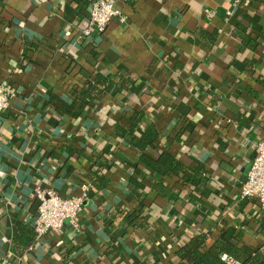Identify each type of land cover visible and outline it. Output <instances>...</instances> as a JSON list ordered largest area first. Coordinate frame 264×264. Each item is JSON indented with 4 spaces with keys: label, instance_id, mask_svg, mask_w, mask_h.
Wrapping results in <instances>:
<instances>
[{
    "label": "crops",
    "instance_id": "1",
    "mask_svg": "<svg viewBox=\"0 0 264 264\" xmlns=\"http://www.w3.org/2000/svg\"><path fill=\"white\" fill-rule=\"evenodd\" d=\"M90 1L0 0V264H178L230 228L264 257V212L239 196L264 137V0H112L123 20L81 36ZM164 152L185 172L141 163ZM87 181L78 225L37 238L34 189Z\"/></svg>",
    "mask_w": 264,
    "mask_h": 264
},
{
    "label": "built area",
    "instance_id": "2",
    "mask_svg": "<svg viewBox=\"0 0 264 264\" xmlns=\"http://www.w3.org/2000/svg\"><path fill=\"white\" fill-rule=\"evenodd\" d=\"M120 15V11L112 0H91L87 12V23L80 31L81 36L102 33L114 17L123 20ZM13 95L7 82L2 81L0 83V113L9 107ZM0 175H2L1 170ZM92 186L91 181L83 182L80 185L79 195H60L52 189L36 187L34 189L36 214L32 222L36 237L40 238L47 233L59 231L66 221L72 227H76L78 213ZM239 196L254 199L260 210L264 212V137L254 144V155L247 175L240 185ZM221 259L226 264H241L227 254H222Z\"/></svg>",
    "mask_w": 264,
    "mask_h": 264
},
{
    "label": "trees",
    "instance_id": "3",
    "mask_svg": "<svg viewBox=\"0 0 264 264\" xmlns=\"http://www.w3.org/2000/svg\"><path fill=\"white\" fill-rule=\"evenodd\" d=\"M86 5V2H85ZM99 79L97 77L94 80L87 81V87L80 92V95L92 94L98 91L94 83ZM94 81V83H92ZM154 133L152 130L144 132L142 138L138 141L149 142L153 139ZM138 141H135L138 143ZM141 163L144 165L152 166L160 174H176L180 172L184 173L185 168L180 163H177L171 155L168 153H162L155 160H151L147 155H141ZM201 170L199 168L194 172H189V180H184L179 183L180 188L189 189L195 192V185L200 184L201 181ZM131 217L137 219L136 215H127V219ZM21 237L18 236V240ZM207 233L199 231L198 233L192 234L182 244L176 246L174 253L177 256L178 264H226L222 259V254H227L234 257L241 264H264V257L257 250H252L246 246L240 245V238L233 229L220 230L217 239L213 240L211 244H206Z\"/></svg>",
    "mask_w": 264,
    "mask_h": 264
}]
</instances>
